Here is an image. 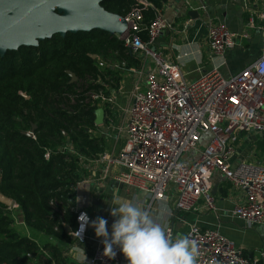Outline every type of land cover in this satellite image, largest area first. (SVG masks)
<instances>
[{
	"label": "built area",
	"instance_id": "1",
	"mask_svg": "<svg viewBox=\"0 0 264 264\" xmlns=\"http://www.w3.org/2000/svg\"><path fill=\"white\" fill-rule=\"evenodd\" d=\"M257 1L262 6L261 56L230 78H225L219 67L225 63V53L238 44L239 36L224 24L206 19L204 9L200 19L202 23L206 21L208 45L221 64L193 82L186 81L178 65L165 60L158 50H152L157 39L174 28L162 14H157L150 24L147 42L135 34L141 19L139 12L124 18L128 29L117 37L125 42L131 54L144 60L143 67L130 70L135 75L145 73V79L131 94L124 111L126 122L121 131L125 135L124 148L116 155L104 153L90 163L104 168L103 180L112 179L146 193L145 201L150 206L175 199L176 208L189 213L200 202L206 209H216L213 179L216 173H221L234 190L245 194L244 201L234 207L233 216L248 227L264 225V161L258 163L253 156L234 161L243 137L264 132V0ZM115 94L107 97L100 91L92 93L91 98L112 107ZM88 182L86 179L74 187L77 229L82 212L93 219L91 197L78 194ZM166 233L173 239L171 229ZM88 234L89 227L82 240L76 237L77 241L84 243ZM186 236L197 242L200 253L197 264H257L243 257L235 244L216 230L194 224ZM114 251V258L106 257L99 240L92 262L118 264L123 254L118 248Z\"/></svg>",
	"mask_w": 264,
	"mask_h": 264
},
{
	"label": "trees",
	"instance_id": "2",
	"mask_svg": "<svg viewBox=\"0 0 264 264\" xmlns=\"http://www.w3.org/2000/svg\"><path fill=\"white\" fill-rule=\"evenodd\" d=\"M168 1L104 0L102 7L124 18L138 11L135 34L147 42L150 24ZM143 65L123 40L98 30L58 34L0 56V192L17 207L0 203V264H66L62 248L36 236L75 243L66 232L77 229L74 187L89 178L90 163L106 151V139L97 135V110H104L105 125L113 121L110 105L91 94L112 97L121 88L122 71ZM31 131L33 137L24 134ZM14 214L30 238L14 229Z\"/></svg>",
	"mask_w": 264,
	"mask_h": 264
},
{
	"label": "crops",
	"instance_id": "3",
	"mask_svg": "<svg viewBox=\"0 0 264 264\" xmlns=\"http://www.w3.org/2000/svg\"><path fill=\"white\" fill-rule=\"evenodd\" d=\"M202 9L205 11L206 19L224 24L230 32L239 36L236 47L225 53V63L222 65L209 48L206 21L202 23L203 20H193L187 15L189 11L195 10L203 18ZM261 12L262 6L257 0H169L162 15L174 28L160 36L154 48L162 53L165 60L181 68L187 82L198 80L204 73L212 70L214 65H220L219 71L225 78L233 77L261 56L263 21ZM252 20H254L253 23ZM123 126L114 120H111L109 125H105L109 129V133L104 137L106 139L105 153L116 155L124 148L125 135L121 132ZM97 135H104L100 127ZM263 144L264 132L243 137L237 146L234 161L239 162L253 156L258 163L263 162ZM96 165H89L88 185L79 189L78 194L91 197L90 213L93 219L102 217V211L105 212L104 218L108 220V230L111 232L109 221H114L110 215V206H115L113 201L125 202L130 198L127 196L128 190L136 193L138 201L142 203L146 201L145 198L142 200L139 198V192L126 185L112 179L103 180L104 168ZM213 186L216 188L215 193L213 190L216 209H206L204 203L200 202L195 206L194 211L189 212L193 215L190 222L183 221L182 224L175 221L173 217L171 222L173 239L186 236L190 226L195 224L203 229L218 231L235 244L243 257L257 264H264V225L248 227L242 219L233 216L234 207L244 201L245 194L234 190L221 173L214 175ZM93 201H98L100 206L96 207ZM145 204L147 205V202ZM18 219V221L15 219L14 229L20 235L30 238L32 233L24 224L22 217L19 216ZM88 236L84 243L76 241L73 245L62 244L42 236H36V238L42 243L50 242L62 248L65 251L66 264H94L93 253L97 242L101 239L96 237L91 227H89ZM118 264H127L124 256Z\"/></svg>",
	"mask_w": 264,
	"mask_h": 264
},
{
	"label": "water",
	"instance_id": "4",
	"mask_svg": "<svg viewBox=\"0 0 264 264\" xmlns=\"http://www.w3.org/2000/svg\"><path fill=\"white\" fill-rule=\"evenodd\" d=\"M104 0H0V56L4 58L9 52H17L22 47H37L40 42L55 35L66 37L69 34L103 31L112 36H122L128 29L124 17L110 13L102 7ZM193 20L200 19L198 11L187 13ZM155 51V48H152ZM95 59V56H93ZM71 83L78 81L75 74L69 72ZM25 99H29L23 94ZM96 126L104 131L103 137L109 133L105 127L103 109L96 112ZM67 136L66 132H63ZM33 137V131L24 133ZM214 188V193H215ZM139 198L146 193L139 192ZM0 203L11 208L13 200L0 192ZM96 207L98 201H93ZM101 216H105L102 211ZM113 220L109 221L112 225ZM66 232L72 231L66 227ZM76 242L77 238L71 235Z\"/></svg>",
	"mask_w": 264,
	"mask_h": 264
},
{
	"label": "clouds",
	"instance_id": "5",
	"mask_svg": "<svg viewBox=\"0 0 264 264\" xmlns=\"http://www.w3.org/2000/svg\"><path fill=\"white\" fill-rule=\"evenodd\" d=\"M110 206L114 218L111 232L104 217L90 219L86 212L78 217L79 227L71 233L79 240L88 227L101 239L104 255L116 256L114 248L125 257L127 264H197L199 248L189 236L169 238L162 225L145 208L131 202H116Z\"/></svg>",
	"mask_w": 264,
	"mask_h": 264
},
{
	"label": "rangeland",
	"instance_id": "6",
	"mask_svg": "<svg viewBox=\"0 0 264 264\" xmlns=\"http://www.w3.org/2000/svg\"><path fill=\"white\" fill-rule=\"evenodd\" d=\"M113 64L117 67V69L120 70V67L117 63H113ZM152 67H154V64H152ZM120 73H121V70H120ZM122 78H123V80L121 81V88H119V90L115 91L116 100L114 101V105H112V107L110 106L111 111H112V118H113L114 122H117V124H119L120 126L124 125V123L126 122V116H125L124 111L126 110L128 105L130 104L131 94L133 93V91L136 88L143 85V81L145 79V73L135 75L131 70H128V71L126 70L125 72L122 71ZM128 96H130V97L127 98ZM205 144L206 143L203 142L202 147H204ZM127 193H128L127 196H130V198L125 200V202L135 203L142 208H146L148 211H150V213L153 215V217L162 225V227L165 229V231L168 229H171V230L173 229L171 227V222H172L173 217H175V221L183 224L184 223L183 221L190 222V220L193 216L192 214L183 213V212L179 211L176 208V204H175L174 200H170L169 203H165V204L159 203L158 205L153 204L152 206H150L149 203H147V205H146L145 204L146 202L142 203V202L138 201L136 193L132 192L131 190L130 191L128 190ZM12 208L17 209V207L14 205L11 207V209ZM14 217H15V219H17V221L19 220L18 214H14ZM111 219H114V218L112 217ZM184 227H187V226H184Z\"/></svg>",
	"mask_w": 264,
	"mask_h": 264
}]
</instances>
